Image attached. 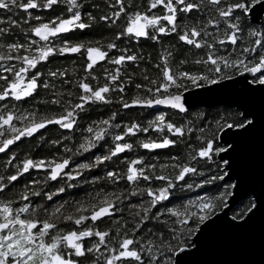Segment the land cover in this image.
I'll use <instances>...</instances> for the list:
<instances>
[{
  "label": "snow or ice",
  "instance_id": "1",
  "mask_svg": "<svg viewBox=\"0 0 264 264\" xmlns=\"http://www.w3.org/2000/svg\"><path fill=\"white\" fill-rule=\"evenodd\" d=\"M61 3L67 5V16L53 14L45 19L34 17L31 11L51 9ZM208 3L211 6L209 18L204 27L199 28L190 26L186 20L182 24L177 23L179 15L190 13V10H202L199 0H147L144 11H127L124 0H114V4L108 7H115V10L107 15L95 17L91 13H84L88 23L81 19V4L77 0H0V61H3L0 64V152L21 137H31L45 125L54 123L61 129H74L77 114H83L87 102L111 103L113 98L110 94L115 91L120 93L115 99L123 109L130 106L151 109L154 105H164L177 110L176 114L186 116V104L191 107L194 103L203 102L194 97L189 103L185 93L190 89L222 96L227 103L243 109L238 114L233 111L227 116L217 113V119L206 123L201 120L203 126L196 128L189 127L187 120L181 124L173 122L168 118L170 114L159 109H154L156 115L147 121V126L136 121L113 125L112 119L117 113L112 112L110 117L96 121L85 129L88 135L77 145V152L93 148L106 135H112L114 146L108 148L106 154L96 155L92 162L75 164L72 171L65 170L72 159L70 155L32 159L25 153L23 159L12 165V174L0 175V192H8L12 182L29 169H43L46 174L44 180H29L19 192L13 191L12 198H0V264H208L201 257L212 242L217 224L222 223L231 233L239 235L247 231L258 216L264 220V140L261 144L259 187L252 186L249 180L254 163L249 139L258 128L264 132V18L259 30L248 25L252 13L258 16L264 12V0H208ZM157 6H162V15L147 14L148 9ZM122 14L126 16V23L115 32V38L148 37L161 43L158 34L173 33L179 41L203 50V55L191 61L192 66H202V70H184L183 66L189 65L188 57L174 62L173 52L169 51L171 46H162L156 64L152 65L157 71L149 75L147 68H140L142 55L136 52L128 54L127 49L109 61V54L101 47L100 41L70 42L64 39L62 43H52L58 34L88 28L97 20L115 24ZM255 18L252 16V19ZM33 20L35 23H32ZM221 24L226 26L223 33L219 30ZM210 26H216L215 33L208 30ZM32 34L38 39H32ZM240 38L249 42L246 47L241 46L237 50L235 45ZM226 42L233 47L225 48ZM116 48L117 43L107 42L106 49ZM221 51L226 54H220ZM77 52L86 55L82 68L84 75L92 80L97 77L89 70H93L97 62L108 61L116 67L113 72L104 70L106 82L95 87L83 78L72 81L63 79L62 84L78 83L81 91L74 102L72 91L64 90L68 96L65 100L49 80L65 77V70H33L53 53ZM257 52L258 56L248 58ZM125 62L136 64L139 72L126 73L121 78V66ZM148 63L151 64V57ZM67 71L75 73V68H68ZM244 73L252 74L251 79L244 77ZM235 77L241 78V87L233 92L232 88L237 84ZM136 78L140 79L139 83L135 82ZM126 86H132L135 93L128 100L124 96ZM50 87L53 89L50 100L42 99L41 103L60 106V113L46 114L38 113L35 109L28 111L17 108V102H22L23 98L31 100L33 93L39 96V89L47 91ZM194 115L199 117L203 114ZM112 128L122 130L112 133ZM150 128L161 138L138 139V148L164 149L184 144L185 134L193 131L197 133L199 146L193 148L187 144L183 162L181 158L169 157L170 172L166 163H145L139 167L145 158L137 156L125 160L124 173L119 170L106 171L104 177H92V183L102 179L110 182L126 180L132 185L131 193L127 189L123 193L100 190L87 202L75 201L71 211H66L68 201L51 208L46 206L45 202H51L57 193H63L65 187L71 188L73 185L69 183L56 187L54 191H43L40 185L45 181H55L57 177L71 180L80 176L85 169L95 168L101 162L111 160L117 153L132 149L133 143L124 140L135 133H148ZM165 130L169 135L164 134ZM170 135L174 138H169ZM62 140L64 136L61 134L60 139L49 143L59 145ZM63 151L68 153L71 150L65 145ZM16 156L17 153L12 152L8 160ZM200 161H207V167L201 166ZM8 166L4 165L5 168ZM186 174L196 179L184 183ZM226 177L231 183L223 184ZM141 179L148 183L138 187L136 182ZM217 181L223 184V190H218L216 194L195 196L183 200L181 204L167 206L171 203L169 197L177 188H200ZM245 181H248L249 191L254 194L250 205L242 215L236 214L231 220H222L217 213L227 207L226 201L232 195L229 189ZM153 183L160 186L154 188ZM138 194H146L147 200L142 199L140 203L129 206L135 209L129 213L130 222L120 220L119 216L112 221L116 225L114 235L112 228L99 229L95 226L102 218L107 219L112 213L120 212L123 207L121 202L127 200L128 195ZM16 202H19V206H15ZM154 206L159 210H155ZM146 221L152 223L153 227H159L160 231L152 233L149 230L148 239H143L135 234L137 230L144 232ZM93 237L95 239L90 243H85V238Z\"/></svg>",
  "mask_w": 264,
  "mask_h": 264
},
{
  "label": "trees",
  "instance_id": "2",
  "mask_svg": "<svg viewBox=\"0 0 264 264\" xmlns=\"http://www.w3.org/2000/svg\"><path fill=\"white\" fill-rule=\"evenodd\" d=\"M78 3L81 4V19L84 20L85 23H88L86 18L84 17V13H91L95 17H99L101 15H107L110 11H114L115 7L109 8V4H114V0H77ZM190 2H198V0H190ZM202 3V10H190V13H183L178 16L177 23H184L185 20L187 23L191 25H196L199 28L204 27V23L210 15V4L208 0H199ZM125 8L127 11H136L137 9L144 11L147 7V0H124ZM131 6V7H129ZM67 5L64 3L54 5L51 9H33V16H41L42 18H51L53 14L60 16L63 14L67 16L68 13L66 11ZM2 14V13H0ZM147 14L152 15H162V6H157L154 9H148ZM26 15V14H25ZM211 15H215L214 12ZM19 19V17H17ZM199 22V23H198ZM32 23H35L33 20ZM126 23V16L124 14L121 15L117 19L115 24H111L105 21H99L92 23L88 28L85 29H71L67 33L58 34L57 38L52 40V43L60 42L62 43L64 39L69 40L70 42L76 41H100L101 47L105 48L108 55V60L110 61L114 56L120 55L123 53L124 49L128 50V54L136 52L143 57V62L140 64V68H147L149 70V75L155 73L157 69L153 68L152 65L156 64L157 55L162 51V46H171L169 47V51L173 52V60L174 62H178L179 60L185 59L188 57L189 65L183 66L184 70H202V66H192L191 61L197 59L201 55H203V50H197L195 46L188 45L186 42L179 41L175 34H158L161 40V43H157L156 41L150 40L148 37H140V38H129V36H123L119 38H115L114 34L116 31L121 30ZM162 23H166L162 21ZM248 25L250 27L256 28L259 30L262 27V21L259 23H253L248 18ZM225 25H219V30L221 33L225 31ZM210 32L215 33L216 26H210L208 29ZM149 33H151V28L148 29ZM246 34V29H245ZM32 39H38L32 34ZM23 42V41H21ZM107 42L117 43L116 49H106ZM248 40L240 38L238 43L235 45L236 49L239 50L241 46L246 47L248 45ZM225 48L231 49L233 45L230 42H226L224 45ZM177 53H179L177 55ZM220 54H226L221 51ZM258 52L250 55L248 58L252 59L253 56H258ZM151 57V64L148 63V58ZM235 58V57H233ZM86 62V55L82 56L80 52L77 53H53L50 58L44 62H39V65L33 71H43L47 72L49 70L55 71L57 69H63L66 72L65 77L60 78L57 77L55 79L49 78L52 85H55V89L61 92V95L66 100L68 99L67 92L64 91L68 89L74 93L73 100L74 102L78 98L80 94V89L77 84H73L71 82L67 84H62L63 79H67L69 81L76 80L78 78H83L85 82L89 83L91 86L95 87L98 84L106 82V78L104 77V70L109 72H113L115 69V65L109 63L108 61H99L97 65L93 66V74L97 77L96 80H92L90 77L84 75V71L82 68V64ZM0 64H3V61H0ZM75 68V73L68 72V68ZM139 72V68H137L136 64L133 62H125L121 66V78L126 73ZM42 82V81H41ZM136 83L140 82L139 78L135 79ZM40 95L37 96L36 93L32 94L31 100L28 97L23 98L22 102H17V108L20 110H28L31 111L35 109L38 113L43 112L46 114L49 113H60V106L44 104L41 103V100H50L51 95L53 94V89L50 87L47 91L44 89L38 90ZM134 88L132 86H126V93L124 94L125 100H128L134 95ZM112 96L111 103L104 102H87L86 107L83 110V114H77V123L74 125V129H61L56 124L46 125L42 130L33 134L31 137H21L19 141H15L13 145H9L8 149H5L0 153V175H10L13 173L14 169L12 165L17 164L19 160L23 159L25 153H27L32 159H38L42 157L53 156L59 158L61 156H72L70 164L66 166V171H72L73 166L75 164L81 162H92L96 155H104L106 154L108 148L114 146V141L112 140V135H106L101 141L97 142L93 148L80 150L77 152V145L82 143L83 137L88 135L85 131L89 127L90 124H94V122L106 119L111 116L112 112H116L117 115L113 117L112 124H122V123H131L132 121H136L142 126H147V121L152 119L154 115H156V111L153 108L149 109L146 107H135L130 106L127 109H123L120 104L116 101L115 97L120 95L118 91L112 92L110 94ZM7 102V99L6 101ZM160 111H164L169 115V119L173 120V122L177 124L184 123L185 120L189 121V127H202L201 120L205 123L217 119V113L220 115L227 116L230 112L240 113L234 107L224 106V105H215L210 108H205L201 106L193 107L187 109V115L181 116L176 114V110H172L169 108H156ZM194 113H201L202 116H196ZM122 129L112 128V133H116L121 131ZM61 134L64 136V140L61 141L59 145H53L49 142L51 140L60 139ZM166 135H169L166 130ZM197 133L193 131L192 133H186L184 136V144H177L176 146H168L164 149H142L136 146V141L138 139H146L153 138L159 139L160 134L157 133L154 129H149L148 133H135L132 137H128L124 140V142L133 143V148L129 150H124L122 153H117L111 160L101 162L95 168L85 169L81 172L80 176L73 177L69 180L67 177H57L55 181L47 180L44 184L40 185L43 191H54L56 187L65 186L71 183L73 186L71 188L65 187V191L63 193H57L56 196L51 200V202H45L46 206L51 208L53 205L57 203L63 204L65 201H68L69 204L66 207V211H71L72 204L77 200L88 201V198L94 196L100 190H104L105 192L111 191L116 192L120 191L123 193V190L127 189L128 193L132 192V185L129 184L126 180L114 181L110 182L107 180H98L95 183H92L93 176L104 177V173L106 171H116L119 170L120 173L126 172V163L125 160H131L136 158L137 156H143L145 159L139 165V167H143L145 163H166L169 165L168 171L171 169V160L169 157L175 156L181 158V162H183V157L186 156L185 146L187 144H191L193 148L199 146V142L196 139ZM41 137L43 139H41ZM169 138H174L170 135ZM71 150L68 153L63 151L64 146ZM107 145V148L105 147ZM12 152H16L17 156L14 157L11 161L8 160V156L12 154ZM5 164L9 166L7 168L4 167ZM201 166L207 167V161H200ZM157 172H159V168L157 167ZM46 174V170L43 169H29L28 172L21 174L20 177L17 178V181L12 182V188L9 189L8 192H0V198H12L11 194L13 191L19 192L24 185L27 184L29 180H44ZM196 179L191 176V174H186V179L184 183H190L192 180ZM138 187H143L146 183L142 179L141 181L136 182ZM230 182L225 181L223 184H228ZM223 184L220 182H214L211 185H202L200 188H192L183 190L177 188L176 191L173 192L172 196L169 197L171 201L167 206H173L181 204L183 200L194 198L195 196H200L204 194L214 195L218 190H223ZM31 187V185H28ZM152 186L158 187L159 183H153ZM230 191V189H229ZM144 199L147 200L146 194L144 196L141 195H128L127 200L122 201L123 207L120 212L112 213L110 217L107 219H101L99 224L95 226L99 229L104 228H112V234H115L116 225L112 224V221L119 216L120 220H128L131 221V217L129 215L130 212H134V208H130V205H136L140 203V201ZM250 198L246 197L239 205H237L234 209L231 210V216L236 214H243V212L250 205ZM31 202V201H29ZM39 202V201H37ZM165 202H161L164 204ZM15 206H19V202L15 203ZM116 207H120L116 205ZM155 210H159L154 206ZM87 215V213L85 212ZM95 223V222H91ZM145 224L147 227L144 229V232L137 230L135 235L142 236L143 239H148L149 230L152 233H158L160 231L159 227H153V224L146 221ZM64 225H62L63 227ZM70 227V225H69ZM129 227H131V223H129ZM132 234V233H129ZM93 238H85V243H90Z\"/></svg>",
  "mask_w": 264,
  "mask_h": 264
},
{
  "label": "water",
  "instance_id": "3",
  "mask_svg": "<svg viewBox=\"0 0 264 264\" xmlns=\"http://www.w3.org/2000/svg\"><path fill=\"white\" fill-rule=\"evenodd\" d=\"M252 16H255L256 18L252 19ZM262 18H264V12H260L258 16H256L255 13H252V15L249 16V20L253 23L261 22ZM242 75L250 80L252 74L244 73ZM234 79L237 80V84L233 86L232 91L236 92L241 87V78L235 77ZM194 97L203 102L194 103L191 107L186 104V109L197 106L210 108L215 105H224L234 107L240 112L243 111V109L237 108L235 104L227 103L224 97L211 95L207 92H202L200 89H190L188 93H185V98L189 101V103L193 101ZM152 108L156 109L169 107L164 105H154ZM40 130L42 129H38L37 132ZM262 140H264V132H262L259 128L249 139L254 157V163L249 175V180L252 186L255 187H259L261 179ZM225 181L231 183L227 177L225 178ZM249 188L250 184L248 181H245L230 189L232 195L226 201L227 207L222 208L221 212H218L217 215L220 216L222 220H231L232 216L230 213L232 209L239 205L246 197H249L250 199L254 198V194L249 191ZM201 259L207 261L208 264H264V220L258 216L252 222L249 229L239 235L231 233L223 226L222 223L217 224L213 233L212 242L205 249Z\"/></svg>",
  "mask_w": 264,
  "mask_h": 264
}]
</instances>
